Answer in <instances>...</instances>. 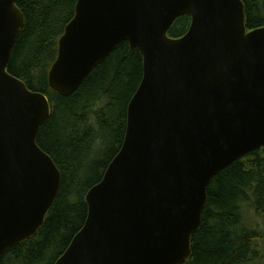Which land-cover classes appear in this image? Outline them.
<instances>
[{
  "label": "water",
  "instance_id": "water-1",
  "mask_svg": "<svg viewBox=\"0 0 264 264\" xmlns=\"http://www.w3.org/2000/svg\"><path fill=\"white\" fill-rule=\"evenodd\" d=\"M183 15L189 30L170 37ZM24 21L0 0V264L44 224L62 178L37 143L48 97L8 71ZM124 40L144 59L125 139L55 264H182L212 178L264 146V27L248 31L242 0H78L50 87L70 95Z\"/></svg>",
  "mask_w": 264,
  "mask_h": 264
},
{
  "label": "trees",
  "instance_id": "trees-1",
  "mask_svg": "<svg viewBox=\"0 0 264 264\" xmlns=\"http://www.w3.org/2000/svg\"><path fill=\"white\" fill-rule=\"evenodd\" d=\"M78 0H17L24 25L8 71L29 89L44 93L49 118L38 145L61 172V184L44 224L32 238L4 252L1 264H55L84 226L86 195L99 183L125 139L129 103L144 74V59L127 40L87 75L70 95L49 85L59 40L76 14ZM248 31L264 27V0H242ZM192 17H178L168 31L184 36ZM264 216V146L219 171L207 188L202 223L192 235V256L182 264H253L261 259L262 232L247 222L246 210ZM259 264V262H257Z\"/></svg>",
  "mask_w": 264,
  "mask_h": 264
},
{
  "label": "rangeland",
  "instance_id": "rangeland-1",
  "mask_svg": "<svg viewBox=\"0 0 264 264\" xmlns=\"http://www.w3.org/2000/svg\"><path fill=\"white\" fill-rule=\"evenodd\" d=\"M246 218L248 223L252 224L255 228H259L262 232V237L259 240L262 257L257 262H259V264H264V216L256 214L254 210L247 209ZM257 262L253 264H257Z\"/></svg>",
  "mask_w": 264,
  "mask_h": 264
}]
</instances>
